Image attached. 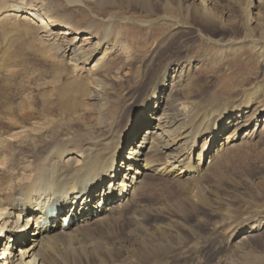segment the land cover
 Segmentation results:
<instances>
[{"label": "bare ground", "instance_id": "1", "mask_svg": "<svg viewBox=\"0 0 264 264\" xmlns=\"http://www.w3.org/2000/svg\"><path fill=\"white\" fill-rule=\"evenodd\" d=\"M69 1L73 3L76 0ZM96 1L103 9L117 3L116 0ZM254 7L257 11L255 14L252 11ZM52 8L44 0L36 4L13 6L0 11V22L21 18L26 20L31 31L44 32L45 39L51 43L48 46L60 53L63 66H66L64 61L68 60L73 62L75 70H84L98 54L101 56L95 62L103 64L99 69L86 68L88 73L81 74V79L86 80L78 88H82L80 91L88 95L90 103L80 114H75L72 122L62 124L66 127L70 125L69 130L52 122L32 128V131L23 135L18 132L8 133L10 137H18L14 143L6 144V140L0 139V165L5 168L4 172L0 171V233L8 229L2 246L0 240V264H90L83 261L75 251L68 257H62L64 254H59L60 247H72L82 241V233H86L87 239L90 236L98 238L121 226L129 227L132 234L141 236L142 240L140 244L134 245L135 251L126 250V255L118 259L114 255L112 264H144V261L158 257L159 254L167 255L164 264H171L173 258L187 262L188 257L198 255L197 244L190 239L181 240L183 236L174 226L176 223L159 222L154 218V225L152 219L150 229L144 223L150 214L158 210L163 213L161 209H166L159 205L152 206L149 202L151 184L146 179L154 175L179 181L193 179L203 170L207 160L211 163L225 153H230L228 151L232 148H239L245 138L263 135L262 85L242 90L241 101H236V95L225 98L221 90L215 92L216 86L208 99L193 98L194 87L200 79L198 73L212 72L219 79L222 70L216 71L217 67L211 68L203 61L193 64L192 52L186 57L168 56L156 68L151 81L149 79L146 82L147 89L140 102H135L138 107L133 114L127 118V106L119 104V100L112 107L116 115L111 116L110 122L102 119L97 126L99 129L93 128L92 122H88L86 126L90 130L83 134L78 126H82L84 119L96 113L102 116L104 112L106 115L111 109L112 103H106L105 107L102 105L104 97L113 100L115 97L112 89L114 85L107 82L111 55L124 50L126 46L120 39L121 33L112 28L114 15L104 18L106 28L103 35H98V31H89L86 27L77 28L68 20L57 19L55 14L52 15ZM243 8L246 27L239 38L216 39L204 35L200 30L197 35L228 48L232 56L230 61L235 60L232 63L241 62L237 51L245 45L260 54L264 62V29L257 33L251 27L257 20L264 22V0H259L258 6L250 0ZM195 14L207 24L216 22L205 10ZM255 15L261 18H255ZM5 54L0 53L2 71L10 67L8 61L3 63ZM81 64L85 65L80 67ZM193 67L194 72L191 71ZM243 77L239 79L242 85L247 80V76L243 74ZM35 116V108L30 104L21 114L10 115L11 118L6 116L5 119L8 126H13L20 119L27 121ZM125 118L128 124L121 129ZM224 132L227 133V139L221 141ZM219 137L221 143L215 145ZM20 145L32 151L19 156L16 147ZM144 148L148 149L147 152ZM49 203L60 205L61 212L49 222H43L44 211ZM67 218L71 222L66 225ZM263 224L262 219L250 228L259 230ZM239 228L235 226L232 235ZM151 229L160 235L164 234L152 238ZM173 237L181 240L179 250L171 243ZM247 237L245 235L242 239ZM16 245L19 246V253L12 256ZM232 246H239V241ZM105 253L112 257L109 247ZM105 261L101 257L98 264H106ZM202 263L200 258L194 264Z\"/></svg>", "mask_w": 264, "mask_h": 264}, {"label": "rangeland", "instance_id": "2", "mask_svg": "<svg viewBox=\"0 0 264 264\" xmlns=\"http://www.w3.org/2000/svg\"><path fill=\"white\" fill-rule=\"evenodd\" d=\"M38 1L40 0H0V11L28 3L36 4ZM44 1L54 8L52 15L55 14L57 19L68 20L77 28L86 27L89 31H98V35H103L106 28L104 18L114 15L112 28L121 33L120 39L126 46L124 50L111 55L107 82L114 85L112 89L115 97L114 100L104 97L102 104L105 107L106 103H112L111 109L106 112L107 116L103 112L104 118L96 113L93 117L84 119L82 126H78L83 134L90 130L86 126L88 122H92L95 129H99L97 126L102 119L110 122L111 116L116 115L112 107L119 100V104L127 106L125 116L128 118L133 114L138 107L136 103L140 102L147 89L149 79L151 81L156 68L168 56L186 57L192 52L193 64L203 61L211 68L217 67L216 71L222 70L219 79L212 72L198 73L200 79L194 87L193 98L208 99L215 86V92L221 90L225 98L236 95V101L242 100V90L261 85L262 90L264 89V62L260 54L245 45L237 51L241 62L232 63L235 60L230 61L232 56L228 48L197 35L200 30L204 35L216 39L239 38L246 27L243 7L250 0H116L115 6L105 9L97 5L96 0H76L73 3L69 0ZM253 1L258 6L259 0ZM204 10L216 19L215 23L207 24L195 14ZM252 11L255 14L256 7ZM255 18L261 16L255 15ZM27 27L28 23L21 18L0 22V50L6 53L3 63L8 61L10 64L9 70H0V139L6 140V144L18 139L10 137L8 133L18 132L23 135L32 131V128L52 122L69 130L70 125H63L72 122L75 114H80L90 103L88 95L80 91L82 88H78L86 80L81 79V74L88 73L86 68L99 69L103 64H96L95 61L101 56L98 54L84 70H75L73 62L68 60L64 61L66 66H63L60 53L48 46L51 43L45 39L44 32H33L28 27L29 31L25 29ZM251 27L255 32H261L264 22L257 20ZM115 40L118 42V39ZM93 52L96 54L95 50ZM191 71L194 72V67ZM243 74L247 76V80L242 85L239 79L244 78ZM261 97L264 98V90ZM132 99L133 107H129ZM28 104L34 106L36 116L27 121L20 119L16 125L8 126L5 117L21 114L29 108ZM127 122L125 118L120 128L124 129ZM234 129L235 127L231 130ZM226 132L222 134L221 141H226ZM218 140L215 145L221 143L220 137ZM16 148L19 156L32 151L25 145ZM144 149L147 152L148 149ZM228 152L230 153H225L211 163L207 160L203 170L193 179L179 181L160 175L146 179L151 184L149 202L152 206L166 208L165 211L161 209L163 213L158 210L144 219L146 226L150 229V222L153 219L154 225V218L159 222L173 221L172 224L176 223L174 226L183 236L181 240L190 239L197 244L198 255L188 257L187 262L173 258L171 264H194L200 258L203 260L202 264H264V224L259 230L250 228L253 223L264 220V134L245 138L239 148H232ZM0 166V171L4 172L5 168ZM235 226L240 228L232 235ZM151 230L152 238L164 234ZM7 232L4 229L0 233L1 246L5 243ZM245 235H248L247 239H242ZM81 236L82 241L72 247H60L59 254L68 257L75 251L87 263L98 264L102 257L106 264H112L115 256L118 259L125 256L127 251H135L134 245L140 244L142 240L141 236L132 234L127 226H121L98 238L90 236L87 239L86 233ZM181 240L173 237L171 241L177 246V250L182 245ZM238 241L239 246L233 247ZM107 247L113 258L105 253ZM14 253H19V246L16 245L12 256ZM168 255L172 256L170 253ZM167 259V255L159 254L158 257L144 261V264H164Z\"/></svg>", "mask_w": 264, "mask_h": 264}]
</instances>
